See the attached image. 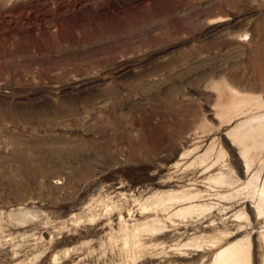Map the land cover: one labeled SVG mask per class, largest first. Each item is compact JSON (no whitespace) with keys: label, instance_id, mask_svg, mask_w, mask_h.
I'll list each match as a JSON object with an SVG mask.
<instances>
[{"label":"rangeland","instance_id":"1","mask_svg":"<svg viewBox=\"0 0 264 264\" xmlns=\"http://www.w3.org/2000/svg\"><path fill=\"white\" fill-rule=\"evenodd\" d=\"M0 264H264V0H0Z\"/></svg>","mask_w":264,"mask_h":264},{"label":"bare ground","instance_id":"2","mask_svg":"<svg viewBox=\"0 0 264 264\" xmlns=\"http://www.w3.org/2000/svg\"><path fill=\"white\" fill-rule=\"evenodd\" d=\"M261 126H263V123L260 122V124H259L258 127L261 129V128H262ZM258 127H257V128H258ZM254 128H255V127H254ZM257 128L255 129V132H254L255 134H256V131L258 130ZM249 130H250V133L254 131V129H253L252 131H251V129H249ZM249 130H248V131H249ZM248 131H246V132H248ZM239 134H240V133H239ZM244 134H245V133H244ZM248 134H249V133H248ZM241 135H242V134H241ZM245 135H246V134H245ZM252 135H253V134H252ZM237 136H238V135H237ZM254 136H255V135H254ZM242 137H243V136H241V138H239V137H238V138L242 140ZM244 138H245V137H244ZM244 141H245V140H244ZM244 141H243V144L245 145ZM245 142H246V141H245ZM241 144H242V143H241ZM245 146L247 147V145H245ZM245 146H244V147H245ZM244 147H243V148H244ZM246 147L244 148L245 150L243 149L244 151L247 150ZM247 151H248V150H247ZM246 153H247V152H246ZM246 153H245V154H246Z\"/></svg>","mask_w":264,"mask_h":264}]
</instances>
